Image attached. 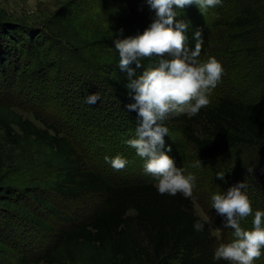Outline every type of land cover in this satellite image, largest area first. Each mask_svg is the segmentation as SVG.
<instances>
[{"label":"trees","instance_id":"16d2710c","mask_svg":"<svg viewBox=\"0 0 264 264\" xmlns=\"http://www.w3.org/2000/svg\"><path fill=\"white\" fill-rule=\"evenodd\" d=\"M232 6L236 13L228 20L221 18L220 23L211 21V26L245 29L234 37L253 34V45L246 49L264 73V61L257 60L259 54H264V40L259 37L264 36V0H235ZM187 9L188 5L178 10L179 17L174 20L186 21L188 29L201 30V23L191 18L194 13L185 16ZM154 18L155 10L146 0H65L48 20V31L67 41L68 50L62 47L63 50L71 55L81 52L86 69H90L85 75H93L115 96L129 102L132 98L126 84L130 78L117 65L119 57L113 41L142 32ZM189 34L186 29L188 40L195 44ZM40 36L55 42L50 36L0 15V81L6 86L3 89L11 88L8 81L13 79L8 71L14 75L22 69V59L16 53L12 58L4 43L9 42L15 51L21 47L40 56L46 49L54 48L45 43L39 45ZM202 36L205 44L207 34L202 32ZM60 45L64 46L62 42ZM151 60L146 57L141 67L136 68L134 62L130 67L136 68L135 74L139 75ZM47 62L56 64L52 57ZM53 70L49 73L56 74L60 69ZM46 91L41 88L40 101L47 107L49 98L42 101ZM6 92L3 90L0 97V129L17 150L21 168L13 175L0 176V264H228L224 259L213 260L219 240L210 224L195 214L193 199L179 192L174 196L159 193L153 178L143 170L142 158L130 163L134 167L127 169L126 164L120 172L111 174L94 164L73 131L60 120L59 113L48 117L29 107L39 126L15 109H22L20 104L3 102ZM51 99H56L57 108L58 102L64 100L60 92ZM64 102L61 107L73 106L66 99ZM130 111L135 114V110ZM164 123L179 137L170 156L177 166L194 174L191 167L198 159L203 162L234 146L264 142V96L245 102L237 96L215 94L195 116H170ZM109 130L112 131L105 129ZM188 149L191 154L187 155ZM120 150L124 151V145H120ZM185 159L192 160V164H186ZM12 176L14 179L9 180ZM254 182L256 193L247 188L248 196L257 197L252 202L254 210L264 209V184L259 176ZM56 196L64 202L60 204ZM67 201L78 210H66ZM77 204L87 208L80 212ZM197 219L206 223L203 232L193 228ZM251 221L252 216H248L240 223L251 228ZM227 229L225 242L232 239V229ZM255 264H264V255L256 258Z\"/></svg>","mask_w":264,"mask_h":264},{"label":"rangeland","instance_id":"374dc122","mask_svg":"<svg viewBox=\"0 0 264 264\" xmlns=\"http://www.w3.org/2000/svg\"><path fill=\"white\" fill-rule=\"evenodd\" d=\"M64 2L65 0H0V15L21 26L37 30L40 34L50 36L58 43L56 45L55 42L40 36L42 43H39V45L45 43L50 47H54L53 49L50 48L49 51L46 49L43 51L44 55L41 54L40 56L21 47L15 51L9 42L4 43L6 47L10 48L12 58L16 53L22 59L20 61L22 69L14 75L11 74V71H8V76L13 79L8 81V86L11 88L3 89L6 86H2L0 81V87H2V89L0 88V97L2 98L1 92L3 90L7 91L3 96V102L8 103L10 101L20 104L23 108L15 109L39 126L40 123L34 118L29 107L34 110L39 109L43 115L48 117L51 113H59L60 120L64 122L66 128L73 131L75 139L83 144L85 151L90 154L94 164L101 166L109 173L120 172L122 168L112 167L104 159L105 155L122 154L128 160L127 169L134 167L130 163L139 156L131 146L124 143V140L134 135L137 124L136 112L133 111L135 113L133 114L126 108V104L132 102V100L128 102L118 98L106 85L102 86L101 82L93 75L91 78L85 75L86 70L90 72V69H86V62L82 61L84 59L81 52H74L75 54L71 55L69 51L63 50L62 47L66 49L68 45L67 41L63 40L60 35V37L58 35L54 37L48 31L51 28L48 20L63 6ZM234 2L235 0H223L221 4L215 8H210L205 13H202L195 4L188 5L185 16L190 17L194 13L191 18L195 19L196 23H201V26H203L201 32L207 34V40L201 50L200 59L206 60L210 56L215 57L224 68L221 80L210 93V98H213L215 94H226L237 96L247 102L264 96V73L261 72L260 66L255 64L253 56L249 55L246 49L253 45L251 40L253 34L234 37L236 34L244 32L245 29L229 30L226 28L220 29V25L215 26L213 24L211 26V21L215 20L216 23H220L221 18L228 20L230 15L237 12L234 9L235 6H232ZM198 29L200 30V28ZM187 30L191 32L189 35L195 38L193 34L197 28H187ZM184 31L186 34V29ZM262 32H264V29ZM254 37L256 38L257 34H254ZM259 37L264 40L263 35ZM61 42L64 46L60 45ZM186 44L189 48L195 45L188 38ZM66 50H68V47ZM51 57L52 61L56 63L54 66L47 62L48 59L51 60ZM41 58L43 62H40ZM257 60L259 63L263 62L264 54H259ZM50 69L60 70L54 74L49 73ZM41 88L43 90L47 88V93L42 98V101L45 97L49 98L50 105H47V107L44 106V102L42 104L40 101ZM59 92L60 98L66 99V103L68 102L73 106L63 107L65 106L64 100L61 102L58 99L60 100L58 102L59 107H55L56 99L50 100V97L59 95ZM93 92H98L100 99L95 104L86 103L85 97ZM52 104L53 106H51ZM61 104L64 105L61 107ZM92 117L94 120H91ZM106 128H110L112 131L107 132L105 131ZM178 138V135L172 131H169V135L165 134V150L167 151V146H170L172 151ZM120 145H124V151L120 150ZM170 152H168L169 155ZM17 153L15 147L5 140L4 133L0 129V176L13 175L15 170L21 168ZM185 153L187 155L191 154L190 149L185 150ZM192 162V160L186 161L185 159V163L188 165H191ZM201 164L191 167L196 176V184L193 188L194 212L210 224L212 232L217 236L219 242L226 241L227 232L225 230L229 229L223 228V217L216 212L215 208L211 207V194L217 191H226L230 185L241 180L245 181L249 191L256 193L255 185H253L255 178L259 176L264 184V142L231 147L213 158L204 159ZM249 169H252V171H249ZM188 172L192 173L190 170ZM218 172H225L223 179L216 176ZM141 173L142 171L139 169L138 174ZM13 179L14 176L9 178V180ZM256 199L257 197H250L252 202ZM56 200L60 204L64 202L59 196H56ZM66 204V210L76 211L77 208L74 203L71 204L70 201H67ZM77 205L80 212L87 208L83 204Z\"/></svg>","mask_w":264,"mask_h":264},{"label":"clouds","instance_id":"9594fccd","mask_svg":"<svg viewBox=\"0 0 264 264\" xmlns=\"http://www.w3.org/2000/svg\"><path fill=\"white\" fill-rule=\"evenodd\" d=\"M223 0H146L155 10V18L135 35L114 39V49L118 54L117 65L126 70L132 102L126 104L135 110L137 124L134 135L124 143L131 146L142 158L145 173L154 180L161 194L183 196L194 199L193 188L196 176L177 166L170 156V146L165 150V134L169 128L164 123L170 116L187 114L195 116L200 109L211 102L210 93L220 82L224 68L215 57L200 59L204 38L201 30L194 32L195 45L186 44L185 29L188 23L176 19L180 9L195 4L202 13L215 8ZM120 33H123L121 28ZM166 54V55H165ZM151 57V62L143 72L136 75V68ZM135 63L136 68L130 67ZM100 99L98 92L85 97V102L95 104ZM104 159L114 168L121 169L128 160L122 154L105 155ZM202 165L198 159L195 166ZM252 171V169H249ZM225 172L216 176L224 178ZM211 207L223 217V228L232 229V239L218 243L213 260L224 259L228 264H255L256 258L264 255V209H253L244 180L230 185L226 191L211 194ZM252 216L251 228L241 226V219ZM205 222L197 219L193 228L197 232L205 230Z\"/></svg>","mask_w":264,"mask_h":264}]
</instances>
